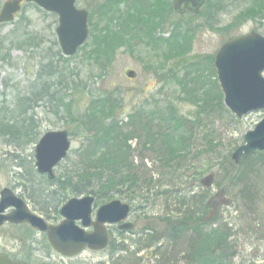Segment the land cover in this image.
Returning <instances> with one entry per match:
<instances>
[{"label":"rangeland","instance_id":"1","mask_svg":"<svg viewBox=\"0 0 264 264\" xmlns=\"http://www.w3.org/2000/svg\"><path fill=\"white\" fill-rule=\"evenodd\" d=\"M4 1L6 0H0V8ZM104 1L78 0L77 7L93 12V9ZM251 2V0H213L212 3L217 4L207 7L197 20L205 24L209 21L211 26L206 24L198 31L191 56L215 57L219 48L231 37L250 34L252 31L264 35V19L259 17L237 19L249 8ZM189 17V14L186 16L171 14L170 20L158 27L157 31L167 37L173 29L171 22L178 20L186 22ZM92 21L98 28L103 25V22H99V14L96 11ZM57 27L58 20L55 15L33 4H25L14 22L0 27V126L9 123L10 111L16 108L17 97L29 94L40 64H48L51 59L55 61L54 64L59 71L63 70L64 77L71 82L70 86L73 89L67 91L68 95L65 99L71 104L72 115L63 109L57 113L51 104L44 101L36 103L28 115L33 113L36 115L38 132H40L38 140L48 130L70 131L73 145L71 162L70 160L65 162L67 165L75 162L84 143L80 134L82 131L73 123V119L80 112L82 113L88 102L94 98L111 95L119 108L118 118L125 120L128 113L143 105L146 109H151L154 105L162 108L173 105L179 115L193 120V126L197 121L201 123L200 126L194 127V149L187 155V167L176 172L172 184H169L168 179L162 174L165 170L158 168L159 164L148 158L145 161V170L148 178L151 177L154 182L151 186L154 185V189L150 191L151 187H141L134 198L115 192L109 199V201L120 199L131 203L129 221L136 224L134 231L122 233L126 234L125 236L113 230L111 239L118 247L117 251L114 252L111 247L100 252L87 250L76 258L68 259L57 255L46 240L39 247L45 255L44 259L46 257L47 262L54 264H155L158 257L152 254L156 251L158 243L140 249L142 239L140 235L145 228L150 227L156 230V237L162 242L165 238L164 234L169 233L170 226L174 225L176 216L166 211V207L167 204L175 207L172 204L175 197L171 199L168 194L162 197L157 195V191L167 189V185L169 189L173 187L174 190H179L175 195L181 200L183 196L207 192L210 209L206 220L214 221L216 216H221L226 222L232 223L229 227L234 234L232 239L235 241L234 251H236L233 264H264V202L261 201L258 209H247L243 202L234 198L229 190V183L226 181L222 184L221 177L218 176L222 162L224 166L226 157L232 156L235 149L244 144L246 132L254 130L255 126L264 119V111H254L238 118L224 104L227 112L222 108L221 112L214 111L210 117L204 114L198 118L197 105L186 99L187 95L181 87L171 81L168 83L161 81L159 76H163L166 69L160 70L158 64L163 60L160 58L155 60V55L146 45L135 44L134 47L118 48L113 63L101 70L94 64L93 59H89L90 62L86 59L84 50L74 56H66L59 45ZM172 63L167 61V64ZM130 71L134 72L135 77L127 75ZM212 89L215 92V89ZM214 103L217 105L215 101ZM38 140L34 142L24 138L17 142L12 135L0 132V192L6 187H13L17 192L23 193L27 191L26 187L31 188L34 183L38 196V202L32 199L34 211L57 225L64 220L61 216V208L73 196L59 201L57 193L53 192L54 185L49 184L47 178L37 173L35 148ZM135 144L137 141L133 142V146ZM60 170L59 167L56 168V174ZM217 183L221 186H217ZM102 204L98 203L96 209ZM11 233L14 234L10 230L5 235ZM1 238L3 242L13 243L9 236ZM37 238L39 237L36 236L34 241ZM26 245L23 252L27 250ZM11 247L12 245L0 246V252H8ZM113 252L114 254L111 255ZM177 264L184 263L177 262Z\"/></svg>","mask_w":264,"mask_h":264},{"label":"trees","instance_id":"2","mask_svg":"<svg viewBox=\"0 0 264 264\" xmlns=\"http://www.w3.org/2000/svg\"><path fill=\"white\" fill-rule=\"evenodd\" d=\"M212 1L207 0L197 16L190 15L186 22H171L173 29L165 37L157 28L174 14L173 0H105L90 12V36L79 51L84 50L86 59H93L94 64L103 70L113 63L118 48L146 45L155 60H163L158 64L160 70L166 69L165 74L159 76L161 81L179 85L186 93V99L197 105L198 118L204 114L210 117L214 111L221 112L222 108L227 112L214 57L191 56L198 31L206 24L211 26L209 21L205 24L197 20L207 7L217 4ZM251 1L249 8L237 19H264V0ZM95 11L99 14V22H103L99 28L92 21ZM167 61L173 63L167 64ZM54 63L51 59L48 64H40L29 94L17 97L9 123L1 124L0 132L12 135L17 142L24 138L37 142L40 132L36 115L28 114L40 101L51 104L57 113L63 109L72 115L71 104L65 99L67 91L73 89L71 82ZM145 107L128 113L125 120L118 118L119 108L109 94L88 102L86 109L73 119L84 140L77 159L67 165L69 155L59 165L61 170L55 180L48 179V183L54 185L53 192L57 193L59 201L90 194L96 197L97 204L105 203L115 192L134 198L141 187L150 188L154 183L145 170L148 158L165 170L162 174L169 184L174 182L176 172L187 167V155L194 149V127L200 126L201 122L197 121L193 126V120L179 115L173 105ZM134 141H137L135 146ZM225 163L223 166L222 162V169L218 171L222 184L227 181L234 198L243 202L247 209L260 208L261 201L264 202V166H261L264 164V150L256 151L242 164H236L232 156L226 157ZM166 188L165 191H156L161 197L166 194L171 199L175 197L172 200L175 207L168 204L166 207V211L176 216L174 225L170 226V234H164L163 243L156 237V230L145 228L140 235V249L158 243L152 254L158 257L155 264H233L236 251L234 234L229 227L232 223L221 216H216L214 221L206 220L210 209L208 193H194L181 200L175 195L179 190L169 189L167 185ZM152 189L154 185L150 191ZM30 196L38 202L36 191ZM111 248L114 252L118 249L114 242H111ZM126 259L128 261V257Z\"/></svg>","mask_w":264,"mask_h":264},{"label":"water","instance_id":"3","mask_svg":"<svg viewBox=\"0 0 264 264\" xmlns=\"http://www.w3.org/2000/svg\"><path fill=\"white\" fill-rule=\"evenodd\" d=\"M23 0L5 1L0 11V23L12 22L22 9ZM38 4L46 12L59 15L56 34L66 56H73L89 38V12L77 7V0H26ZM206 0H174L173 9L180 14L187 10L196 14ZM215 68L224 102L228 109L242 118L254 111H264V35L252 31L230 39L220 47L215 57ZM135 77L133 71L127 73ZM36 145V166L40 174L55 179V168L68 156L72 141L69 131L52 130L42 135ZM264 150V119L245 134V142L232 153L237 164H242L256 151ZM0 214L9 207L18 209L9 215H0V227L5 221L29 223L47 234L50 245L64 257H76L86 249L104 250L109 246L108 226L120 224L119 230L131 231L133 222L126 221L131 215V204L120 199L99 207L94 218L92 195L73 197L61 209L64 220L57 225L49 224L43 217L31 212L25 201L16 197L11 189L1 193ZM79 222V224H78ZM93 227V231H87ZM0 264H24L0 254Z\"/></svg>","mask_w":264,"mask_h":264},{"label":"flooded vegetation","instance_id":"4","mask_svg":"<svg viewBox=\"0 0 264 264\" xmlns=\"http://www.w3.org/2000/svg\"><path fill=\"white\" fill-rule=\"evenodd\" d=\"M6 1H8V0H6ZM3 4H2V7H3ZM25 4H33L35 6L37 5V4H34L32 2H28L26 0H23L22 3H21V5H22L21 11L25 7ZM2 7L0 8V10L2 9ZM19 13H17L16 15L18 16ZM53 15H55L57 20H58V15H56V14H53ZM5 24H8V23L7 22L0 23V27L4 26ZM35 187H36V185L33 183L32 187L31 188L26 187L27 191L23 192V193L17 192V189L13 188V187L12 188L6 187V188H10L15 193V195L17 197L21 198L23 201H25L27 206L30 208V210L35 213L36 211H34V209L32 207V197L30 196L31 193H29V191H32L33 194H34ZM6 188H4V189H6ZM1 193H2V191L0 192V196H1ZM0 202H1V197H0ZM17 209L18 208L15 207L14 205L13 206H9L0 215L12 214L13 211H15ZM118 227H119V225H110V226H108L109 235L112 236L113 230H117L118 233H120L121 235L125 236L126 234H122V233H124V231L120 232L118 230ZM10 230L12 232H14V234L11 233L9 235H5ZM89 230L92 231L93 228H89ZM46 235L47 234L39 231L38 229L33 228L29 223H26V222H24V223H16V222L12 223L10 221H6L0 227V238L1 237L3 238L4 236L5 237L9 236L10 239L13 240V243L9 244V243H6V242H3L2 240H0V246L12 245L10 251H8V252L4 251V252H7V254L10 256V258L13 259V260H19V261L24 262L25 264H47V262L45 260L46 257H45V259L43 257V256H45L44 253H42V251H40V249H39V247L41 246V243L45 242L46 240L48 241V238H47ZM36 236H38L40 238V240H37V239H39V238H37L36 241H34L35 240L34 238ZM111 238H110V244H109L110 246H111V240H112ZM25 244H27L26 245L27 246V250L23 252ZM0 253H3V252H0Z\"/></svg>","mask_w":264,"mask_h":264}]
</instances>
